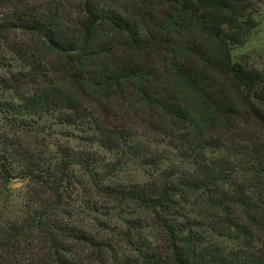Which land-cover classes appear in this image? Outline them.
I'll return each mask as SVG.
<instances>
[{
  "label": "trees",
  "instance_id": "16d2710c",
  "mask_svg": "<svg viewBox=\"0 0 264 264\" xmlns=\"http://www.w3.org/2000/svg\"><path fill=\"white\" fill-rule=\"evenodd\" d=\"M0 6L11 9L0 20V45L13 32L23 35L7 47L27 67L0 76V85L31 87L23 92V110L57 112L66 123L95 129L104 148H127L148 164L160 163L155 147L131 142L141 128L155 141L176 140L193 164L164 169L143 185L100 184L108 197L157 215L165 243L155 251L143 248L141 264H264V247L227 255L207 243L194 228L203 221L183 213L178 202L195 197L197 213L224 215L212 219L213 231L243 236L247 244L255 239L252 221L264 218V206L250 201L224 159L206 154L219 147L215 134L226 123L262 115L264 71L234 61L231 53L257 25L250 0H0ZM110 111L119 115L116 123H107ZM63 153L60 181L73 161L71 152ZM240 213L251 222L239 220ZM14 232L0 236V264H17ZM53 239L57 264H92L68 255L60 237ZM95 244L100 256L105 244Z\"/></svg>",
  "mask_w": 264,
  "mask_h": 264
},
{
  "label": "rangeland",
  "instance_id": "374dc122",
  "mask_svg": "<svg viewBox=\"0 0 264 264\" xmlns=\"http://www.w3.org/2000/svg\"><path fill=\"white\" fill-rule=\"evenodd\" d=\"M250 2L257 25L244 44L233 46L232 58L264 71V0ZM10 11L0 6V20ZM20 35L13 32L5 45H0V76L27 69L7 47V43L13 45V38L23 40ZM30 89L27 85L22 89L0 85V236L15 231L19 251L13 259L17 264H57L53 238L60 237L68 255L83 262L141 264L146 258L143 248L155 251L165 243L154 223L157 215L135 202L108 197L100 186L143 185L158 178L164 169L193 168V164L175 147L176 140L173 143L172 139V144L168 139L155 141L141 128L131 142L155 147L160 163L148 164L127 148H104L95 140L93 128L66 123L57 112L34 114L23 110V92ZM114 106L118 104L114 102ZM260 106V118L245 114L226 123L215 134L220 137L219 147L208 149L206 154L223 158L234 181L246 188L250 201L264 206V102ZM106 116L107 123L112 124L119 115L111 112ZM63 151L71 152L73 161L60 181ZM194 198L185 196L178 202L183 205V213L203 221L194 228L201 231L207 243L219 245L227 255L264 247V218L252 221L255 239L247 244L243 236L234 238L215 232L212 226L216 222L212 219L221 220L224 215L211 219L209 214L197 213ZM261 211L264 213V209ZM180 218L186 220L183 215ZM245 218L239 214V220ZM100 241L105 246L102 254L95 256V242Z\"/></svg>",
  "mask_w": 264,
  "mask_h": 264
}]
</instances>
